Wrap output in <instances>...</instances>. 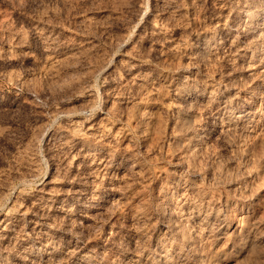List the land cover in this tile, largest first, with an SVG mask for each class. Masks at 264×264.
<instances>
[{
    "label": "rangeland",
    "instance_id": "rangeland-1",
    "mask_svg": "<svg viewBox=\"0 0 264 264\" xmlns=\"http://www.w3.org/2000/svg\"><path fill=\"white\" fill-rule=\"evenodd\" d=\"M210 255L264 264V0H0V264Z\"/></svg>",
    "mask_w": 264,
    "mask_h": 264
},
{
    "label": "bare ground",
    "instance_id": "bare-ground-1",
    "mask_svg": "<svg viewBox=\"0 0 264 264\" xmlns=\"http://www.w3.org/2000/svg\"><path fill=\"white\" fill-rule=\"evenodd\" d=\"M241 2H242V1H241ZM243 3H244V2H243ZM242 5H243V4H242ZM251 7H252V6H251ZM240 8H241V7H240ZM253 8H254V7H253ZM241 9H242V8H241ZM239 10H240V9H239ZM239 10H238V11H239ZM251 11L253 12L252 9H251ZM229 14H230V13H229ZM233 14H234V13H233ZM250 14H251V13H250ZM252 15H253V14H252ZM226 17H227V16H226ZM234 17H235V16H234ZM228 18H229V17H228ZM230 18H231V17H230ZM218 23H219V24H217V25L220 26V22H218ZM227 23H229V22H227ZM224 24H225V23H224ZM215 28H216V27H215ZM218 28H219V27H218ZM216 29H217V28H216ZM213 32L215 33V31H213ZM213 32H212V33H213ZM214 35H215V34H214ZM214 38H215V37H214ZM214 38H212V39H214ZM208 40H209V39H208ZM215 41H216V39H215ZM205 42H206V41H205ZM211 42H212V41H211ZM211 42H210V43H211ZM213 42H214V41H213ZM207 44H209V42H208ZM212 45H213V43H212ZM212 45H211V46H212ZM204 46H205V45H204ZM206 46H207V45H206ZM206 46H205V47H206ZM208 46H209V45H208ZM208 46H207V47H208ZM213 46H214V45H213ZM213 46H212V47H213ZM209 47H210V46H209ZM210 48H211V47H210ZM206 49H207V48H206ZM207 50H209V49H207ZM213 50H214V49H213ZM213 50H210V51L212 52ZM214 52H215V50H214ZM214 52H213V53H214ZM240 52H241V51H240ZM206 53H207V52H206ZM240 55H241V54H240ZM190 89H191V88H190ZM230 115H231V114H230ZM231 116H232V115H231ZM228 117H230V116H228ZM228 121H229V120H228ZM72 122H73V121H72ZM80 123H81V122H80ZM80 123H79V124H80ZM79 124H77V123H73V124H72V125H73V129L76 130V131H81V129H84V126H83V125H79ZM227 124H229V122H228ZM224 125H225V124H224ZM225 127H226V125H225ZM103 130H105V129H103ZM49 183L52 184L53 181H52V182L50 181ZM54 183H55V182H54ZM45 190H46V189H45ZM50 192H51V191H50ZM50 192H49V191H46V192H44V193H46V194H51L52 192H51V193H50ZM54 195H55V194H54ZM37 199H39V198H37ZM37 199H36V200H37ZM52 199H53V195H52V196L49 195V197L42 196V198H41L40 200H38L39 202L36 201V202H34V203L36 204V203L43 202L44 204L42 203V205L45 207V206H49V205H52V204H53V203H52V201H53ZM49 202H50V203H49ZM36 205H38V204H36ZM39 207H40V206H39ZM62 210H63V212L68 213V209H67L66 206L62 207ZM239 247H240V246H239ZM239 247H238V248H239ZM241 247H242V246H241ZM241 247H240V248H241ZM238 250H239L238 253L240 254V253H241V250H240V249H238ZM242 251H243V249H242ZM241 254H242V253H241ZM241 254H240V255H241ZM211 259H212V255H210V256H208V257H205V258H202V259H201V257H200V263H201V264H211Z\"/></svg>",
    "mask_w": 264,
    "mask_h": 264
}]
</instances>
